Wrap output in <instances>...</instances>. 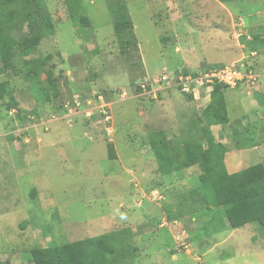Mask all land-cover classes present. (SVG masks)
<instances>
[{
    "label": "rangeland",
    "instance_id": "rangeland-1",
    "mask_svg": "<svg viewBox=\"0 0 264 264\" xmlns=\"http://www.w3.org/2000/svg\"><path fill=\"white\" fill-rule=\"evenodd\" d=\"M43 1L54 32L26 56L28 26L10 24L0 46V263L35 264L33 248L117 232L121 264H264L261 227L215 230L191 195L200 169L163 175L150 144L162 130L180 146L211 100L203 88L187 106L160 75L254 65L258 81L226 91L230 124L215 131L231 173L264 163V48L249 41L264 39V0H125L133 26L120 35L108 0H75L74 16L67 0Z\"/></svg>",
    "mask_w": 264,
    "mask_h": 264
},
{
    "label": "trees",
    "instance_id": "trees-1",
    "mask_svg": "<svg viewBox=\"0 0 264 264\" xmlns=\"http://www.w3.org/2000/svg\"><path fill=\"white\" fill-rule=\"evenodd\" d=\"M67 2L69 12L74 16L77 10L76 2L75 0ZM108 6L114 19L116 33L120 35L130 31L133 24L126 1L108 0ZM14 23L28 26L29 35L19 43L26 56L37 48L46 35L55 30L54 21L43 0H0V46L6 43V30ZM81 24L90 26V19L87 16L81 17ZM249 41H252L251 44L255 47L264 48V39L259 35H254ZM43 62L40 58L26 60L27 77H38ZM211 66L221 65H206L198 71H206ZM249 68L253 69L254 65ZM189 72L191 71L185 73ZM4 74L5 68L0 58V102L4 101L9 93L7 82L1 78ZM48 81L51 92L56 97L58 90L51 74ZM228 89H231L230 86L223 83L213 84L211 100L203 110L202 118L192 124L180 146L171 145L162 130L150 134V144L163 175H170L193 166L200 169V183L191 190V195L194 202L201 206V212L210 216V224L216 221L215 230L238 229L255 223L264 231V163H257L231 173L226 162L229 146L217 140L211 130L213 125L230 124L226 100ZM186 98L192 100L193 95L186 94ZM16 105L13 97L6 102L8 109ZM198 123L203 126L200 127ZM108 155L110 159L117 157L112 145L108 148ZM117 234L107 232L73 242L33 248L30 250L31 261L35 264H121L123 260L119 257L120 244ZM5 264H9V261Z\"/></svg>",
    "mask_w": 264,
    "mask_h": 264
},
{
    "label": "built area",
    "instance_id": "built-area-1",
    "mask_svg": "<svg viewBox=\"0 0 264 264\" xmlns=\"http://www.w3.org/2000/svg\"><path fill=\"white\" fill-rule=\"evenodd\" d=\"M241 71L238 67L233 66H211L206 71H197L185 73L183 71L177 72L173 76L170 74H162L159 76L157 83L163 82L170 86H175L184 94H192L197 98V94H200V90L205 88L206 95L211 98V92L213 84L223 83L235 88L240 85H254L258 81V76L254 73L252 68ZM174 85H171V84ZM76 105L79 106V100H76ZM103 106V105H102ZM106 106H103L105 108ZM105 117L108 119L109 116L106 111L103 112Z\"/></svg>",
    "mask_w": 264,
    "mask_h": 264
},
{
    "label": "crops",
    "instance_id": "crops-1",
    "mask_svg": "<svg viewBox=\"0 0 264 264\" xmlns=\"http://www.w3.org/2000/svg\"><path fill=\"white\" fill-rule=\"evenodd\" d=\"M258 71H259V74H260V77H261V84H260V87H258V89H261V90H263L264 89V70L262 69V65H261V62H260V65H259V69H258ZM207 98V97H206ZM211 99V98H210ZM185 101H186V99H185ZM189 104H191L192 105V107H195L194 105H196V101H194V99H192V100H187L186 101V105L187 106H189ZM218 126H220L221 127V129H224L225 130V125H213L212 127H211V130L213 131V134L215 135V137H217V139L219 140V141H222L223 143H225V144H227L226 142H224L221 138H222V136H223V134H224V132H217V131H215V128H218ZM9 259V258H8ZM8 259H6V260H8ZM18 261L20 262V263H22L21 262V260H19L18 259ZM9 264H12V261L11 260H9Z\"/></svg>",
    "mask_w": 264,
    "mask_h": 264
}]
</instances>
